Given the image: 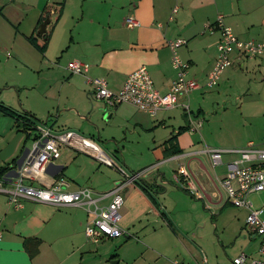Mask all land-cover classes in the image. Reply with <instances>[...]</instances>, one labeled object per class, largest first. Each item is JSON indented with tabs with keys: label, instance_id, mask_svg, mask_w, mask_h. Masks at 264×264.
Listing matches in <instances>:
<instances>
[{
	"label": "crops",
	"instance_id": "crops-1",
	"mask_svg": "<svg viewBox=\"0 0 264 264\" xmlns=\"http://www.w3.org/2000/svg\"><path fill=\"white\" fill-rule=\"evenodd\" d=\"M85 1L88 3V0ZM63 4L61 0H0V44L8 48L5 53L6 61L10 59L12 67L23 69V72L19 71L20 74L23 73L26 77L35 76L38 79V86L44 90L42 97L47 103L60 97L59 92L52 91V79L61 75V86L70 89V101L74 106L82 107L85 112L95 114L96 110L101 108L114 110L122 105L134 107V113L128 116V121L137 135L126 144L121 143L122 148L116 150L121 154L125 153L123 148H128L129 154L126 153L123 160L117 158L115 153L113 156L134 172L157 164L155 172L149 175L152 173L150 172L143 178V183L153 189L155 198H151L139 185L124 189L120 225L127 229L129 236L140 234L145 237L148 230L156 236L165 229L164 236L167 238H158L162 240V250H150L155 257L152 262L145 258L149 251L140 252L135 259H125V262L170 264V261L177 260L180 264H204L205 255H202L201 263L185 261L184 257H180L186 255L187 249L192 252L197 239L187 233L191 237L188 240L190 246L172 227L175 225L182 228L181 222L175 217L179 213L176 206L181 200H186L184 196L180 197V194L173 191L188 193L172 185L168 188V184L161 186L155 181L158 176L166 180L167 169L172 174L180 164H188L206 192L205 198L202 199L203 208L211 213L212 218L217 210L222 209L225 196L222 190L221 200L214 195L215 190L220 189L214 185V181L216 177L222 178L225 175V164L233 159L232 156H224L223 164L215 168L205 153H198L191 158L184 156L179 160L171 159L177 154L176 150H180L179 153H187L203 149L189 150L193 141L187 135L195 134L188 129L187 122L190 116L193 119L194 114L199 116L205 111L201 106L195 112L191 110L193 94H207V91L211 90L202 86L189 94L190 113L182 106H177L171 110L160 111L156 117H150L131 104L122 103L112 107L103 100H99L102 104L91 98L93 89L88 85L86 76L72 74L67 64L59 60L62 58L60 53L67 51L66 54L70 55L68 63L73 59L88 63L90 68L87 76L105 79L108 88L114 92L120 91L130 73L145 65L155 87L161 92H166L177 76L167 41L180 38L186 40V44L178 48L177 52L182 59L190 63L189 76L203 85L215 63L220 38V32L208 30L206 24L214 23L218 16H223L224 23L231 27L239 38L264 42V0H93L92 4L84 6L79 14H68ZM46 5L54 12L50 24L47 25L45 38V35L40 37L36 29ZM60 6L64 11L55 22ZM175 7L177 11L173 13ZM130 14L138 19L139 26L126 27L124 20ZM68 26L70 29L66 31ZM32 35L38 36L39 45H43L50 35L45 52H41L30 42ZM237 57L236 53L233 54L234 63L225 69L219 85L231 79L234 83L236 79L247 83L249 73L259 70L264 72L263 57L242 58L240 61ZM243 85L244 83H240L239 87ZM4 91L5 87L0 91V101L4 104L21 113L36 116L39 112L30 106L27 109L13 107L7 101ZM18 94L20 96V93ZM20 105L24 106L23 103ZM73 108L70 107V111L78 114ZM45 112L49 113L48 110ZM79 117L87 119V116ZM108 118H111V115ZM15 121V118L0 111V167L17 158L15 168L5 173L7 176L17 174V169L23 164L27 153L25 133L16 128ZM193 121L196 122L194 119ZM225 157L229 159L225 161ZM93 159L91 155H76L66 151L58 161L47 166L45 180L51 182L63 177L69 182L68 190L88 187L97 193L108 192L119 181L120 175L114 168L102 166L99 162L97 164ZM194 163L196 167L192 166ZM170 195H173L172 200L169 199ZM188 195L195 198L191 194ZM162 198L169 202V205H165L161 201ZM172 201L175 207L171 206ZM101 203L108 204L109 198ZM167 206H171L169 215L172 223L166 219ZM156 212L165 219L158 230H155L154 225L148 228ZM89 218L88 213L78 207L54 206L27 200L24 201L22 209H15L8 204L6 195L0 194V219L3 229L0 264H108L106 256L111 253L112 246L106 247V241L111 238H105L100 243H90L84 233ZM31 239L40 241L35 254L29 245ZM117 255L112 253L110 260L118 259L116 264H121Z\"/></svg>",
	"mask_w": 264,
	"mask_h": 264
},
{
	"label": "built area",
	"instance_id": "built-area-1",
	"mask_svg": "<svg viewBox=\"0 0 264 264\" xmlns=\"http://www.w3.org/2000/svg\"><path fill=\"white\" fill-rule=\"evenodd\" d=\"M177 11L174 8L173 13ZM128 28L139 26L138 19L130 14L125 18ZM210 31H219L220 38L217 44V56L212 69L202 85L198 80L189 76L190 63L181 58L177 50L186 44L184 39H171L167 41L172 51V65L176 70V78L169 84L166 92L158 90L145 65L140 66L126 78L122 88L114 92L108 88L107 81L100 77L87 76L89 64L78 59H73L67 64L72 74L84 75L88 85L93 89L91 98L105 101L108 106L116 107L122 103L135 106L150 117H156L162 110H171L182 106L190 113L189 94L202 86L212 89L216 87L225 69L234 63L233 54L237 59L264 58V42L254 39H241L224 23L223 16H218L214 23H207ZM188 129L196 131L201 122H194L189 117ZM32 144L27 150L25 160L17 169L15 176L0 177V194L7 197L8 204L15 209H22L24 201L35 203H47L54 206H73L84 209L88 215L84 229L85 236L92 243H100L105 238L127 237L129 232L121 227V208L124 203L122 192L128 186L143 184L146 174L156 170L151 165L143 170L134 172L120 163L111 153L107 152L94 138L84 136L73 129L55 128L48 119H37L32 124ZM75 149L91 155L100 164L114 168L120 179L108 192L97 193L91 188L81 187L77 190H68L69 182L59 177L51 182L45 180L47 166L62 157V149ZM198 153H205L215 168L224 162V156H232L233 159L226 165V173L222 178L214 181V195L220 200L224 193L225 201L222 205L231 204L248 211L246 217V229L248 235L259 237V248L256 256L245 253L233 259L234 264H264V202L256 206L251 199L253 195L264 196V148L248 142L242 147L220 148L206 146L199 151L175 154L171 159L179 160L186 156L195 157ZM172 181L197 199H204L206 192L200 186L195 174L188 164H180L172 175ZM37 183L39 185H34ZM155 183L167 185L169 182L161 176ZM109 198V203L101 202ZM209 209H212L207 205ZM3 238V229L0 219V241ZM206 264V258L203 256ZM170 264H180L179 261H170Z\"/></svg>",
	"mask_w": 264,
	"mask_h": 264
},
{
	"label": "rangeland",
	"instance_id": "rangeland-1",
	"mask_svg": "<svg viewBox=\"0 0 264 264\" xmlns=\"http://www.w3.org/2000/svg\"><path fill=\"white\" fill-rule=\"evenodd\" d=\"M61 1H63V7L68 14H79L84 6H89L93 2V0H88V3L85 0ZM69 27L66 28V31L70 29ZM7 49L3 44H0V91L5 87L4 94L13 107L27 109L30 106L36 108L39 111L36 113L38 118L48 119L55 128H70L78 130L84 136L93 137L99 141L107 152L112 155L115 153L117 158L121 160L124 159L126 153L129 154L130 150L128 148H123L125 153L121 154L116 150L122 148L121 143L126 144L137 135L133 132L134 128L131 122L128 121L130 119L128 116L134 113V107L122 105L121 108L119 107V112L117 111L119 108L108 110L106 107L96 110L95 114L85 112L82 107L74 106L73 102L70 101V89L61 86L60 82L63 80L61 75L52 79V91L53 93L59 92L60 97L47 103L46 99L42 97V91L44 90L38 86V79L35 76L26 77L23 73L20 74L19 71L23 72V69L12 67L10 59L6 61L5 53ZM66 52L62 51L60 53V58H62L59 60H61V63L68 64L70 55ZM248 75H250V78L247 83L241 79H236L234 83L231 79L224 84H218L217 88L210 89L211 91H207V94L200 95L198 92L193 94L190 103L191 110L195 112L201 106L205 111L204 114L199 116L192 114L196 122H201V127L198 131H194L193 134L195 135H187L193 141L192 148H189V150L201 149L206 146L242 147L248 142L264 148V72L259 70ZM240 83H244L243 87H239ZM9 87L11 88L8 89ZM18 93H20V96ZM99 102L102 103V101ZM20 103H23L24 106ZM70 107H74L73 110H77L79 115L87 116V119H81L76 112L70 111ZM47 110L49 113L45 112V114L44 111ZM110 115L111 118H108ZM31 144L32 137L27 140V150L31 148ZM66 151H71L76 155L90 156L75 149H62V153ZM227 159L229 158L225 157V161ZM95 162L98 164L97 160ZM192 166L196 167V164L194 163ZM172 174L167 169L168 177L166 180L170 181L167 188L171 185L178 188L175 182L172 181ZM173 192L180 194V197L184 196L186 200H181L179 205L176 206L179 213L175 217L181 222L182 228L175 225H172V227L182 240L189 245L191 243L188 240L191 237L187 233L197 239V244L194 243L196 246L192 243L194 245L192 252L186 248L188 251L186 255L180 256L184 257L185 261L201 263L202 255H205L208 264H234L233 259L242 253L249 256L257 255L260 239L248 235L246 229L248 211L246 209L228 204L217 210L212 218L211 213L203 208L202 200L192 198L182 191ZM169 199L172 200L173 195H170ZM251 199L256 206H261L264 202V196L253 195ZM161 201L165 205H169V202H165L163 198ZM175 202H177L176 199ZM171 206L175 207L174 201L171 202ZM171 206H167L166 219L172 223L169 215ZM173 211L174 208H172L171 213ZM156 214H153L154 217L151 219L148 228L154 225L155 230H158L163 225L165 219L159 213ZM164 223L166 225V222ZM163 230L165 231V229ZM164 231H160L156 236H154V232L148 230L145 237L135 234L129 236V238L123 236L111 240L107 239L106 247L112 246L111 253L106 256L108 264H112V261H118V259L110 260L112 253L118 254L117 257L120 259L121 264H127L125 259L132 261L140 252L146 253L148 251L149 253L145 258L152 262L155 257L150 250H162V240L158 238H167V236H164Z\"/></svg>",
	"mask_w": 264,
	"mask_h": 264
},
{
	"label": "trees",
	"instance_id": "trees-1",
	"mask_svg": "<svg viewBox=\"0 0 264 264\" xmlns=\"http://www.w3.org/2000/svg\"><path fill=\"white\" fill-rule=\"evenodd\" d=\"M56 10V9H55ZM57 11V10H56ZM54 11L51 10L50 6H44L43 10H42V15L40 17V20L38 22V26L39 24H41L47 17L51 18L52 13ZM63 13V7L60 6V8L58 9V13L56 15L55 18V22H57L60 17L62 16ZM37 30V29H36ZM47 36V34L45 35ZM50 36V35H49ZM49 36L48 38L43 42V45H39L37 43L38 40V36L37 35H32L29 40L32 44H34L41 52H45L47 45H48V41H49ZM0 111H2L5 115L8 116H12L13 118H15V126L16 128H18L19 130H21L22 132L25 133V140H29L32 137V124L33 122H35V120L40 119L35 115L29 114V113H21L18 112L16 110H14L12 107L4 104L3 102L0 101ZM174 138V137H173ZM172 138V139H173ZM177 154H179V152H181L180 150H176L175 151ZM174 152V153H175ZM16 159H13L12 162H10L9 164H6L5 166L0 167V177L3 176L6 172L12 170L15 168V163H16ZM141 187L148 193V195L151 198H155L154 191L152 188H150V186H148L147 184L143 183L141 184ZM185 191V190H184ZM187 192V191H185ZM153 193V194H152ZM188 193V192H187ZM190 194V193H188ZM194 197V196H193ZM155 201V200H154ZM40 241L38 239H31L29 240V245L32 249V252L35 254L38 250V245H39Z\"/></svg>",
	"mask_w": 264,
	"mask_h": 264
},
{
	"label": "water",
	"instance_id": "water-1",
	"mask_svg": "<svg viewBox=\"0 0 264 264\" xmlns=\"http://www.w3.org/2000/svg\"><path fill=\"white\" fill-rule=\"evenodd\" d=\"M51 22V19L47 17L38 27L37 34L41 37L46 35L47 32V25H49ZM46 38V36H45ZM76 132L80 133L78 130H75ZM153 194V193H152ZM154 195V194H153ZM112 264H116V261H113Z\"/></svg>",
	"mask_w": 264,
	"mask_h": 264
}]
</instances>
